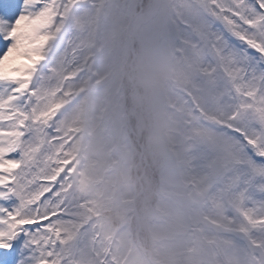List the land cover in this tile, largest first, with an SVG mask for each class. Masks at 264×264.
<instances>
[{"label": "snow or ice", "instance_id": "obj_1", "mask_svg": "<svg viewBox=\"0 0 264 264\" xmlns=\"http://www.w3.org/2000/svg\"><path fill=\"white\" fill-rule=\"evenodd\" d=\"M9 10L0 264H264V0Z\"/></svg>", "mask_w": 264, "mask_h": 264}, {"label": "bare ground", "instance_id": "obj_2", "mask_svg": "<svg viewBox=\"0 0 264 264\" xmlns=\"http://www.w3.org/2000/svg\"><path fill=\"white\" fill-rule=\"evenodd\" d=\"M17 3H16V0H15V3H14V5H8L7 6V14H3V15H1L2 14V12L4 11L3 9L2 10H0V17H2V18H4V19H6V20H11L12 19V15H11V13H10V7H15V10L17 9Z\"/></svg>", "mask_w": 264, "mask_h": 264}, {"label": "rangeland", "instance_id": "obj_3", "mask_svg": "<svg viewBox=\"0 0 264 264\" xmlns=\"http://www.w3.org/2000/svg\"><path fill=\"white\" fill-rule=\"evenodd\" d=\"M16 3H17V9H16V11L18 12L19 11V4H20V0H16ZM9 4L8 3H4L3 4V6L2 7H0V10H4L3 12H2V14L1 15H3V14H7V6H8ZM11 13V12H10ZM12 15V14H11ZM12 18H13V16H12Z\"/></svg>", "mask_w": 264, "mask_h": 264}]
</instances>
